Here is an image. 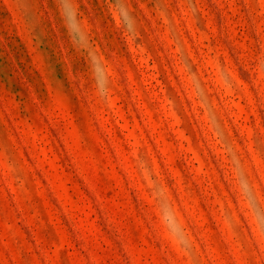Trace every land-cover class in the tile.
<instances>
[{"label":"rangeland","instance_id":"rangeland-1","mask_svg":"<svg viewBox=\"0 0 264 264\" xmlns=\"http://www.w3.org/2000/svg\"><path fill=\"white\" fill-rule=\"evenodd\" d=\"M0 264H264V0H0Z\"/></svg>","mask_w":264,"mask_h":264}]
</instances>
